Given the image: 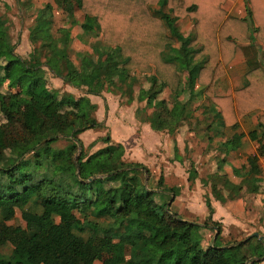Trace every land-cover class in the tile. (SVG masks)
I'll return each instance as SVG.
<instances>
[{"label":"trees","instance_id":"trees-1","mask_svg":"<svg viewBox=\"0 0 264 264\" xmlns=\"http://www.w3.org/2000/svg\"><path fill=\"white\" fill-rule=\"evenodd\" d=\"M225 1L56 0L70 14L80 10L84 14L82 30L101 34L110 45L102 50L103 60L90 61L85 72L75 71L73 65L72 70L66 60L69 71L58 76L79 89V82L90 84L85 92L99 95L106 83H121L132 71L150 74L153 90L147 102L154 111L148 119L157 131L175 133L182 126L187 115V103L180 100L184 93L188 99L209 98L219 107L223 124L233 129L238 128L240 118L261 110L251 137L259 142V153L264 155V49L260 59H250L242 88L234 95L215 92L238 42L259 41L264 47V0H248L244 18L227 15L222 7ZM38 16L44 25L53 24L52 3L42 7ZM187 17L194 20L195 29L184 36L178 21ZM52 44L43 43L42 48ZM38 52V48L31 52L30 60L20 56L8 21L0 15V245L14 247L11 255H0V264H94L116 240L125 242L123 252L127 246L130 249L129 258L116 264L261 262L254 258L264 256V240L251 237L242 242L247 236H232L224 242L223 227L213 220L211 204L203 224L159 206L156 191L144 183L145 175L150 180L152 171L142 163L125 160L123 146L110 135L101 138L103 147L86 153L81 133L103 125L93 116L96 107L86 96L75 100L47 88L48 77ZM52 58L58 57L54 54ZM49 68L55 72L51 64ZM78 76L81 80L76 82ZM197 86L202 89L198 91ZM166 90L173 95L171 102L159 98ZM62 140L67 144L57 146ZM239 145L240 138L221 143L225 150ZM92 146L94 142L88 148ZM174 147L177 158L179 149ZM258 159V155H250L248 166L233 169L237 177L244 178L243 184L230 181L227 172L210 174L202 182L211 183L213 196L222 202L233 196L229 193L223 198L219 185L237 194L244 186L249 192H258L260 183L253 172ZM156 180L159 190L174 191L166 186L163 174ZM31 200L42 212L22 211L24 228L9 224L12 209H21ZM92 217L109 221L102 225ZM87 226L96 232L90 241L81 234ZM202 226L219 230L205 249L195 239L196 229Z\"/></svg>","mask_w":264,"mask_h":264},{"label":"rangeland","instance_id":"rangeland-1","mask_svg":"<svg viewBox=\"0 0 264 264\" xmlns=\"http://www.w3.org/2000/svg\"><path fill=\"white\" fill-rule=\"evenodd\" d=\"M48 2L54 6V23L44 25L38 13ZM0 15L8 21L9 33L16 44V52L20 56L30 60L31 52L37 48L39 49L38 58L41 60L48 77L47 88L55 90L60 96H67L75 100L86 96V99H90L89 101L95 105L93 116L103 125L91 128L89 131L87 130L88 132L80 135L86 147V153H93L103 147L105 144L101 138L110 135L114 143L123 146V157L125 160L142 163L152 171L153 176L151 179L149 180V177L145 175L144 180L146 184L147 179L149 188L155 189L156 179L159 178L160 174H163L165 181H168L165 183L167 187L174 186L177 188L176 192L179 191V194L183 189L184 197L196 200L195 209H193L194 213L191 212L193 215L189 214L192 219H189L188 215L183 216L179 213L182 219L186 217V219L193 220V222L204 223L208 218H206L208 213L205 210L201 212L200 205H197L196 202L199 196L204 195L206 190L210 191L211 183L205 185L202 181L208 179L210 174L214 175L217 172L223 174L228 170V174H232L233 169L241 167L244 164L243 162L247 161L246 156H248L243 153L242 155L241 151L225 154L221 150V142L226 140V137H229V133L227 134L226 131L221 132L217 129L220 123L216 119V111H214V106L210 99L204 98L202 95L195 99H188L187 93L182 94L180 100L187 103V115L183 120L182 126L174 135L169 134L167 131L155 132L150 129L148 119L154 108L146 104V101H148L147 96L153 90L150 74L132 71L130 72L131 77L121 83L118 80H116L115 84L106 83L105 87L100 88L101 91L97 92L99 95L107 93L108 97H110L109 100H111V102L109 101L110 104L104 103L103 98L98 97L99 95L95 96V94L86 93L85 90L90 88V84L79 82L78 85L82 86L79 89L66 82L62 76H58L61 72L68 73L69 71L65 69L64 61L68 60V65L71 69L74 66L75 71L85 72V66L90 61H102V50L110 48V45L104 42L101 34L98 37L94 33L82 30L80 24L84 20V14L81 11L75 10L73 14H70L65 8L58 6L56 0H0ZM38 31H40L38 34L40 39L36 41L35 37ZM50 41L53 44L43 49V43ZM62 51L64 52L62 53ZM54 54L58 58H52ZM257 54L258 51L256 49L253 51V55L256 56ZM259 54L261 53L259 52ZM50 64L55 69L54 73L49 68ZM80 80V76L75 79L76 82ZM90 95L92 96L91 98L89 97ZM139 98L143 100H139ZM159 98H165L171 102L173 95L166 90L160 94ZM156 101L157 99L153 100L151 105H154ZM89 108L86 106L87 111ZM1 121L2 115L0 114ZM217 131L221 133H217ZM171 139H173L172 144ZM175 140L180 145V151L185 153L183 155L179 152L177 158L186 164L173 161L170 145L171 147L174 146ZM152 141L153 145L149 144ZM92 142H94V146L88 148ZM66 144L67 141L62 140L57 146L63 147ZM16 152L20 154L21 150H16ZM192 165L193 169L190 170V173L192 172V180L189 181L186 171L188 172V167L192 168ZM258 171L262 173L259 169ZM166 173L173 175L166 180ZM195 174L199 175L196 180H194ZM175 177H179V180H175ZM234 178L236 179V177ZM219 187L222 189L221 195L223 198H227L228 194L231 193L233 196V199L231 198L232 201L241 199L245 203L246 210L244 215L249 212L248 217L250 216L249 220L246 221L245 229L251 234L259 232L264 235V200L261 195L259 198L256 195L261 194L264 186L260 184L259 193H248L245 190L246 186H244L240 194L231 191V189L227 190L222 185H219L218 189ZM253 194L255 199L252 198ZM154 197L159 206L165 205V210L169 207L170 213L176 212V207L180 210V206H176V201L169 205L172 200V194L169 191L157 190ZM159 210L162 211L161 209ZM12 211L13 218L8 223L24 228L26 223L21 218L22 211L41 213L42 208L39 207L35 200H31L29 204L21 209H12ZM199 212L204 213L203 217L196 215ZM183 213L185 214V212ZM91 219L98 221L102 225H106L109 221L108 219L98 220L94 217ZM81 221L82 217H79L78 222L81 223ZM260 227L263 228L260 229ZM213 230V228L210 229L205 226L196 229L195 239L199 241L203 249L212 245L214 234L211 233ZM237 230L232 229V227L229 228V233L232 232L231 234L235 239L244 236L243 233H245H239ZM223 231L226 234V228H223ZM81 234L85 240L90 241L96 232L87 226ZM226 239V235L223 236L224 242H226ZM124 243L116 240L115 245L106 248L94 264H116L117 262L125 261L129 258L130 249L127 246L123 252ZM13 249L14 247L9 243L0 245V255H11ZM116 258L119 261H114Z\"/></svg>","mask_w":264,"mask_h":264},{"label":"crops","instance_id":"crops-1","mask_svg":"<svg viewBox=\"0 0 264 264\" xmlns=\"http://www.w3.org/2000/svg\"><path fill=\"white\" fill-rule=\"evenodd\" d=\"M248 5H249L248 0H226L222 4V7H223V9L226 10L227 15H231V16L238 17V18H244L247 16ZM178 27H179L180 31L182 33H184V36L189 35V34L194 32V29H195L194 28V20L189 18V17H187L185 19H181L178 21ZM88 33H91V32H88ZM256 49L258 51V54H259V52L261 53V54H259V56H258V54L256 55V57L258 59H260L262 56V53H263V49H264L261 42H259V41L238 42V44L236 46V52H235L234 58L225 67V71H226L225 75L222 76L216 84V88H215L216 94H218V95H234L236 90L242 88L245 85V83L247 81L246 74L250 71V68H251L250 67V59H253V57L255 56V55H253V51ZM184 75L186 76V73H184ZM197 88L201 90L202 86H197ZM95 96H97V95H95ZM89 97L91 98L92 96L90 95ZM98 97L103 98L104 103L110 104V102H111V100H109L110 97H108L107 93H103L102 95H99ZM204 98H205V96H204ZM139 100H143V99L139 98ZM146 104L148 105L147 101H146ZM213 106H214L213 107L214 111H216V114H215L216 119L220 123L219 126L217 127V129L221 132L226 131L227 134L229 133V137H226L227 139L222 141V142H225V141L231 140V139H235V138H240V145L238 147L231 149V150H228V149L225 150V148H223V146H222L221 150H223V152H225V154H230L231 152L232 153H238L241 151V154L243 153L245 155H248V156H246L247 161L243 162L244 164L241 167L248 166V157L250 155H258L259 159H258L257 165L254 168L253 172H254V175L259 180L258 183H260L262 186H264V176H263L264 175V155L259 153V148H260L259 142L251 137V132L257 128L259 117L263 112L261 110H254V111L250 112L245 117L240 118L238 128L233 129V128H231L229 126H225L223 124L221 115L219 114V111H220L219 107L216 106L215 104H213ZM149 125H150V129H152L153 131L161 132V131L154 130L151 127V124H149ZM88 131H89V129H88ZM88 131L86 130V131L82 132L81 135L88 132ZM219 131H217V133H221ZM167 132L169 134L174 135V133H170L169 131H167ZM172 140L173 139H171V144L173 143ZM149 144L153 145V141ZM175 144L177 145L179 152L182 153L180 151V145L177 143L176 140L174 141V146H175ZM174 146L171 147V145H170V148H171L170 150L172 151L173 159H174L173 161L174 162L178 161L180 163H184V161H181L180 159L175 158V155H174V148L175 147ZM218 147H220V145H218ZM182 154L184 155L185 153H182ZM184 164H186V163H184ZM241 167H235V168H241ZM258 169L263 173V175H262V173H259ZM178 172H180V171H178ZM226 172L228 174V170ZM191 173H190V167H188V172L186 171V175H187V178L189 181L192 180L191 179ZM171 175H173V174H167L166 173L165 174V176H167L166 180H168V178H170ZM179 175H182V174H179ZM195 175L196 176L194 177V180H196L199 176L197 174H195ZM228 176H229V180L233 181L235 183H240V182L243 183L244 182V180H243L244 178L243 177L242 178L237 177L234 174V172L232 174H228ZM234 177H236V179ZM175 180H179V177H175ZM181 180H183V179H181ZM171 188H173L174 191L173 192L169 191V193L172 194V200H171L169 205H172L176 201L177 202L176 206H180L179 207L180 210H178L176 207L175 213H177V214L181 213V215H183V216L188 215L189 219H192V217L189 216V214L193 215V213H194L193 209H195V201L196 200L193 198L184 197L183 196L184 195L183 189L181 190L182 192L179 194V191L176 192L177 188H175L174 186ZM153 190L157 191L159 189L157 187H155V189H153ZM245 190L247 191V187ZM247 192L248 193H257V192H249V191H247ZM258 193H259V191H258ZM256 195H258V198L261 195L263 197V200H264V188H262L261 194H256ZM252 198L255 199L254 194H253ZM182 201L185 203H183ZM196 204L200 205L201 212L203 210L207 211L208 214H207L206 218L209 216V204L212 205V207L214 208V212L212 214L213 220L220 222L222 227L226 228V230H227L226 234L224 233V231H222V237L226 235L227 239H230L233 236L231 234L232 232L229 233V228H231V227H232V229H236V230L238 229L237 231L239 233L245 232V233H243L244 234L243 237H246V236H248V234H251L248 232L247 229H245L246 228V221L249 220L250 216L248 217L249 212H247V215H244L246 209H245V203L243 202V200L239 199L237 201H232L231 198H228L227 201L222 202L213 196L211 189H210V191L206 190L204 195L199 196ZM183 212H185V214ZM191 212H193V213H191ZM196 215H200V217H203L204 213L199 212ZM184 219L188 220V221H193V220H189L188 218L186 219V217H184ZM198 223H200V222H198ZM200 224H203V223H200ZM208 228L212 229L211 227H208ZM262 228L263 227H260V229H262ZM213 229L214 230L211 233V234H214L212 237V244L214 242V237L216 234L215 228H213ZM263 231H264V229H263ZM238 239H241V237H239ZM259 264H264V260H262Z\"/></svg>","mask_w":264,"mask_h":264},{"label":"water","instance_id":"water-1","mask_svg":"<svg viewBox=\"0 0 264 264\" xmlns=\"http://www.w3.org/2000/svg\"><path fill=\"white\" fill-rule=\"evenodd\" d=\"M146 176H147V175H146ZM92 179H93V178H91V180H92ZM146 186H147V179H146ZM149 189H151V188H149ZM167 209H168V208H167ZM168 210H169V209H168ZM215 230H216V234H215V237H214V241H215V239H216V237H217V235H218V233H219L218 228H215ZM251 237H257V238L260 239V240H262V239L264 238V236L261 235L259 232H254V233L250 234L249 236H247L245 239H243L242 242L247 241V240L250 239ZM230 246H231V244H230V245H225V246H223V247L225 248V247H230ZM254 260H256V261H262V260H264V256H263V257H255Z\"/></svg>","mask_w":264,"mask_h":264}]
</instances>
